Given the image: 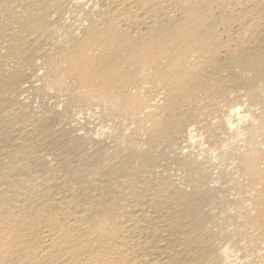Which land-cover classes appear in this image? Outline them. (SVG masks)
Instances as JSON below:
<instances>
[{"label": "bare ground", "instance_id": "bare-ground-1", "mask_svg": "<svg viewBox=\"0 0 264 264\" xmlns=\"http://www.w3.org/2000/svg\"><path fill=\"white\" fill-rule=\"evenodd\" d=\"M233 92L231 194L175 137ZM0 264H264V0H0Z\"/></svg>", "mask_w": 264, "mask_h": 264}, {"label": "rangeland", "instance_id": "rangeland-1", "mask_svg": "<svg viewBox=\"0 0 264 264\" xmlns=\"http://www.w3.org/2000/svg\"><path fill=\"white\" fill-rule=\"evenodd\" d=\"M38 84H39L38 86H40L41 91L43 92V95H45L44 96L45 98H43L44 101L46 100L45 102H48V103H50V102L53 103L57 98L62 99L65 96L70 99V95L66 93V91L68 90L67 87H69L71 89V90L69 89L70 92H74L72 90L71 80H67V82L65 83L66 86L64 84L65 88L60 89L61 91L60 90L57 91L53 87L48 86V84H46L47 85L46 86L42 82H39ZM41 85H43L42 86L43 88L41 87ZM47 87H49V88H47ZM69 90H68V92H69ZM48 92H49V94H48ZM46 97L49 98L50 101H48V99H46ZM245 99L246 98L244 96H242V94H238L236 92L229 94L224 99L220 100V104H218V106L210 107L209 110L207 111V113L203 112L201 114L200 118L193 122L194 124L192 123L190 126H188V128L180 130L183 132H179V134L175 137V148L177 149V151H181L182 149H183V151H186L189 148V149L193 150L195 153H197V152L200 153V151L203 149V151H201V152H206V154L208 156H210V154L213 156V157L210 156V159H211V162L214 163L216 166L220 162L223 161V164H220L217 167H214L215 171L217 169H219L217 171V173H219L220 170L222 169L220 166H222V167L226 166L227 168L231 167V168H229L228 171H226L227 173H224V175H222L221 182L216 184L218 188L220 186H226L225 188H223V190H225L227 188L226 191L230 192L231 194H233L232 191H234V193L236 192L234 190L235 185L233 182L235 181V179L242 177V172L240 171V169L237 168V166H236V168H234L233 167L234 165H231V164L229 165L228 160L231 161L232 157H233V159H235L234 156L236 157V155H238L239 152H242V151H244V149L247 148L246 145H247L248 141L250 140V137H254L257 140V133H256L257 131L256 130L259 126L258 121H260V117H261L260 113L262 111L261 109H263V106L261 104H253L251 102H248ZM156 101H157V103L160 102L158 99H156ZM69 102H70V109H69L70 114H76L75 112H77L76 117L80 114V116H78V119H80V121H82V120L86 121V124L89 122L87 125L88 127H91V128H93V130L95 129L96 131L101 132L102 129L99 128V127H101V125L97 124V123H99L98 122L99 120H98V117H96L97 115H100L99 113H100V111H102V108L100 107V105L98 106V105H95L93 103H86V101L80 97L77 99H76V97L71 98V100ZM237 104L239 106L238 108L240 109V110L238 109L239 110L238 112L240 114L239 116L232 112L233 111L232 108H234ZM81 109L84 111V112L82 111L84 114L81 113L80 111H78ZM96 112H98V114ZM86 113L87 114L89 113V115H91V116L86 115ZM95 114H96V116H95ZM93 115L96 117V119L94 118ZM81 116H84V118L86 117L87 120H84L83 117L81 119ZM201 117H204V118H201ZM230 119H231V121H230L231 123L229 122ZM207 120H209V121H207ZM94 121H97V122H94ZM92 122H94V123H92ZM226 122H229L232 126H230L229 123H228L229 126H227ZM83 123L85 124V122H83ZM108 123L111 124V121H109ZM110 124H108V125H110ZM126 129H128V128H126ZM125 130H123L125 134L127 132L129 133V129L126 131ZM141 132H143V131H141ZM141 132H140V134H143V136L140 137V134H139L138 137L145 139L146 134H144V132L143 133H141ZM144 136H145V138H144ZM140 138H138V139L141 140ZM224 147L229 148V150L227 149L228 152L225 154L226 156L220 157L219 150H220V148L222 149ZM192 148H194V149H192ZM208 153H210V154H208ZM234 154H236V155H234ZM219 158L221 159L220 161H219ZM223 158H225V159H223ZM224 161L228 162L226 164H228L229 167L224 163ZM227 186H229V187H227ZM228 188H229V190H228Z\"/></svg>", "mask_w": 264, "mask_h": 264}]
</instances>
